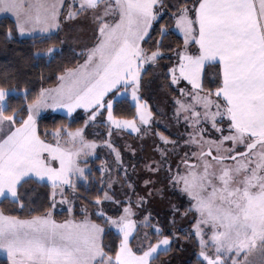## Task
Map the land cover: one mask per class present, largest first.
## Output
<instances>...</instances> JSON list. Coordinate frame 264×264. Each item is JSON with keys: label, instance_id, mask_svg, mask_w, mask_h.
Returning <instances> with one entry per match:
<instances>
[{"label": "snow or ice", "instance_id": "snow-or-ice-1", "mask_svg": "<svg viewBox=\"0 0 264 264\" xmlns=\"http://www.w3.org/2000/svg\"><path fill=\"white\" fill-rule=\"evenodd\" d=\"M62 10L63 19L79 18L93 28L83 62L65 68L56 87L41 88L19 110L9 100L15 89L7 81L14 76L5 74L0 83V198L23 210L27 185L50 183L53 189L41 214L21 218L0 211V249L8 264H156L181 234L196 241L198 264H264V0H0V12L14 16L6 37L15 31L47 45L35 48L36 58L63 52L51 42ZM173 28L183 34L175 48L165 43ZM165 59L175 62L163 64ZM216 61L220 77L215 87H206L201 69ZM150 71L159 72L161 87L175 94L167 123L140 95ZM129 94L136 116L120 119L114 101ZM49 108L66 109L69 116L83 109V126L41 130V111ZM95 124L151 132L158 155L145 168L163 173L165 187L183 198L170 204L166 223H153L145 208L149 193H137L110 140L105 143L115 169L105 161L98 169L107 175L92 201L96 220L54 218L57 194L71 212L66 192L76 187L73 176L91 171L81 165L94 156L96 141L86 129ZM169 125L183 133L174 136ZM113 170L125 175L120 199ZM149 183L144 181L146 188ZM106 204L117 205L112 214ZM179 219L188 221V232L174 230ZM143 229L150 231L141 235ZM106 230L119 241L108 251ZM133 241H139L135 251Z\"/></svg>", "mask_w": 264, "mask_h": 264}, {"label": "trees", "instance_id": "trees-1", "mask_svg": "<svg viewBox=\"0 0 264 264\" xmlns=\"http://www.w3.org/2000/svg\"><path fill=\"white\" fill-rule=\"evenodd\" d=\"M167 19V18H166ZM14 21L9 17L0 18V83H3V77L5 74H12L13 79L7 81V86L15 89L9 100L12 107L16 109H22L31 99L39 93L41 88H52L59 84L57 77L65 68H73L79 63H82L81 52L75 48L65 44L60 32L51 34V42H54L57 47L62 48L63 52L57 55L54 59L48 57L36 58L32 55L36 47L43 49L46 44H39L27 38H21L14 31L11 37L5 36L6 28L13 26ZM182 36L173 28L171 34L165 39V43H171L175 48L177 44L182 41ZM175 61H169L165 59L163 64L174 63ZM154 71H150L143 77L141 91L143 96H146V85L149 79L152 77ZM221 73V67L218 63H210L206 65L203 73V84L206 87H215ZM160 86L164 83L162 75H160ZM27 90L28 95L25 96L24 92ZM161 92L165 95L173 97L175 94L166 86L160 88ZM160 95V94H159ZM154 97L148 98V102L152 107L155 117L159 116V112L154 106ZM114 114L120 119H133L136 116L135 105L129 98H122L114 102L113 108ZM38 120V124L41 130H47L51 132L57 127H67L69 129H75L83 126L82 113H78L73 117H67L62 114L48 113ZM107 125L95 124L90 125L86 129V136L89 140L96 142L105 141L107 134ZM102 159L97 157L89 161L87 166L91 170L90 173L85 174V180L78 184L76 187L78 192L77 204L71 212L67 210L55 211L54 218L57 221H63L65 219L74 218L81 220L84 218L83 209H87L89 217L92 220H96V216L93 214L95 209L92 201L94 197L100 193L102 187L101 180L105 179L104 175L98 171ZM28 189L25 195L26 205L23 210H20L17 204L12 203L11 199L3 198L0 201V211L5 214L16 215L21 218H27L29 215H38L45 210L50 201L51 193L53 189L50 184L45 183H32L27 185ZM174 198L177 203H181L183 198L180 195L174 194ZM83 206V207H82ZM105 209L109 214H112L114 210L110 204L105 205ZM184 232L189 231V226L183 229ZM107 234L103 238V244L107 247L106 251L111 248L118 247L119 241L117 233L113 231H107ZM182 241L180 243L174 242L171 249L167 253H162L156 264H198L199 257L198 247L196 241L191 237L185 238L183 234L180 235ZM136 241H133V245ZM182 247H181V246ZM179 255V257H178ZM183 257V258H182ZM169 260V262H168ZM0 264H8L6 259H0Z\"/></svg>", "mask_w": 264, "mask_h": 264}, {"label": "rangeland", "instance_id": "rangeland-1", "mask_svg": "<svg viewBox=\"0 0 264 264\" xmlns=\"http://www.w3.org/2000/svg\"><path fill=\"white\" fill-rule=\"evenodd\" d=\"M79 29H82L84 31H88L87 38L85 37V46H87L90 41L93 39V28L88 23V21L79 19ZM180 34V33H179ZM181 36L183 38V34L181 33ZM90 37H92L90 39ZM90 46V45H89ZM83 48L76 49L78 51H82ZM193 51V49L191 48ZM160 76L159 72L154 71L152 77L149 79L147 85H146V96H143L142 91H140V95L143 97L144 100L148 101V98L154 97V106H156L159 116L155 117L157 120H160L164 123H167L168 116H170L171 112L170 109L172 107L171 100L172 97L169 95H165L163 92H161L160 88ZM56 87V86H55ZM54 88V87H52ZM160 94V95H159ZM122 98H129L130 101L135 105V102L132 100L130 94L129 95H121L118 100ZM117 101V100H116ZM149 103V102H148ZM150 105V104H149ZM48 113H55V114H62L67 117H73L74 115L78 113H82V115L85 117L86 113L83 109H77L76 112H74L71 116L67 114L66 109H44L41 111V116L48 114ZM164 114V115H162ZM138 119V117H136ZM106 119V117H105ZM107 125V124H105ZM139 126V125H138ZM171 128L174 136H179L183 133L182 128H173L171 125H169ZM111 131V136H106L105 141H99L96 142V148L94 150V156L89 157V161L92 159H95L97 157H100L102 161L107 162L108 165H111L113 169H115V165L113 164V154L111 153L110 149L106 146V141L110 140L116 148H118L123 156L124 165L127 168V178L130 179L136 186V191L140 195H144L145 191L149 193V199L145 202V208L148 213L151 214V216L154 218L153 223H155L157 220L160 223H166L167 219L170 217L171 213V207L170 204H179L177 203L176 199L174 198V194H177L175 190L171 188V186L165 187V176L163 173H154L150 172L145 168V163L148 162L149 158L152 157L153 159L156 158L158 155L156 151L155 146V138L151 136V132L149 131L146 135H141L139 133L133 132L130 129H124V130H115L114 126H111V128L107 125V133ZM82 167H85L86 169H89V166L87 165H81ZM102 167V163L100 165V168ZM88 171H86L87 173ZM85 173V174H86ZM106 179V173L103 174ZM112 177L116 181L113 183V190L115 191L116 198L120 199L121 197H124V193L127 190L126 185H122L119 183V181H122L125 179L124 173H121L119 177H117L115 170L111 173ZM85 180V177H76L73 176V181L78 186L79 183ZM145 180H151L153 183H149L147 185V188L145 187L144 181ZM50 184V183H48ZM70 190L66 192V199L67 201L71 202V215L74 207L77 204V197L78 192L77 189ZM59 192V190H57ZM3 198H0V201ZM56 209L53 210V215L55 211H62L67 210L69 207V204L67 202H61V197L59 194L56 196ZM112 209L115 210L117 205L110 204ZM106 211V209H105ZM84 213L85 215L90 219L89 212ZM82 218L81 220H83ZM139 219V216L136 217ZM70 219H74L73 217ZM76 220V219H74ZM76 220V221H81ZM189 226L188 221L184 219L177 220L176 229H185ZM144 231H150L149 229H143L141 230V235ZM180 243L182 241V238L179 236V238L175 239L174 242ZM139 243V241H136V244L133 245V250H136V245ZM172 243V244H173ZM181 246V245H180ZM182 247V246H181ZM179 257V255H178ZM183 258V257H182ZM0 259H6L7 255L4 250L0 249ZM8 262V260H7ZM169 262V260H168ZM177 264V263H175Z\"/></svg>", "mask_w": 264, "mask_h": 264}, {"label": "crops", "instance_id": "crops-1", "mask_svg": "<svg viewBox=\"0 0 264 264\" xmlns=\"http://www.w3.org/2000/svg\"><path fill=\"white\" fill-rule=\"evenodd\" d=\"M43 2L47 3V2H51V0H43ZM67 2H68V0H65V3H67ZM64 15H66V13L62 10L61 11V18H60V22H59V27L52 29L51 34L60 32L62 37H63L65 44H67L68 46H71L75 49L84 48L85 47V44H84L85 37L87 38L88 31H84L82 29H79V18L76 20L69 21V20L63 19ZM1 17H9L14 21V16L8 12H0V18ZM175 31L179 33L178 30L175 29ZM44 35H47V34H44ZM180 35H181V33H180ZM91 38L92 37H90V39ZM92 41H93V39L90 41V43L87 46L91 45ZM196 48H198V45L192 46L193 52L196 50ZM210 63H218V61L205 63V65L201 69V80L202 81H203L204 69H205L206 65H208Z\"/></svg>", "mask_w": 264, "mask_h": 264}]
</instances>
